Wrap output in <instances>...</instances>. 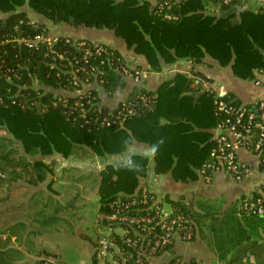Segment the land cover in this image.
<instances>
[{"label":"trees","instance_id":"trees-1","mask_svg":"<svg viewBox=\"0 0 264 264\" xmlns=\"http://www.w3.org/2000/svg\"><path fill=\"white\" fill-rule=\"evenodd\" d=\"M163 1L155 0L151 6L149 0H0V129L8 135L0 137L3 178L19 176L18 167L30 172L35 184L50 172L51 162L16 159L12 155L15 148L2 141L16 143L24 157L50 160L57 154L70 159L77 148L86 149L94 160L126 155L105 163L98 173V215L110 213L117 201L142 200L141 187L146 184L142 179L148 175L149 162L145 154L129 152L134 143L151 148L155 173L169 174L180 182L206 180L212 175L210 170L201 175L200 170L212 160V129L225 118L217 112L213 94L191 87L192 78L180 73L155 91L137 87L120 73L124 62L118 51L103 44L105 50L100 55L92 53L85 60L83 47L66 42L65 36L48 37L46 24L31 19L26 11L51 24L111 30L127 49L144 57L151 71L177 59L200 62L205 55L221 66L231 64L238 77L251 78L254 70L264 71L260 54L264 50V8L246 10L238 18L215 17L203 12L205 3L227 11L239 0L227 4L221 0H168L158 8ZM37 35L45 39L33 42ZM87 42L92 51L93 43ZM127 86L129 92L116 106L106 104ZM219 98L240 106L229 93ZM256 104L246 107L256 109ZM126 107L134 113H125L114 124L102 123ZM259 168L264 170V162ZM251 194L253 198L258 195ZM164 201L172 214L193 222V240L200 215L192 213L181 199ZM236 203L241 218L233 215V206L223 218L211 215L213 241L209 246L223 264H246L250 254L260 263L264 243L252 236L257 237V228L264 226V215L246 214L239 209V199ZM140 207L145 205L132 207L128 214ZM150 208L154 214V207ZM111 236L124 246V239L134 234L129 229L123 238L115 233ZM47 255L42 257H50ZM168 256L173 260L171 252ZM0 264L8 263L1 257ZM91 264H95L93 260Z\"/></svg>","mask_w":264,"mask_h":264},{"label":"crops","instance_id":"crops-1","mask_svg":"<svg viewBox=\"0 0 264 264\" xmlns=\"http://www.w3.org/2000/svg\"><path fill=\"white\" fill-rule=\"evenodd\" d=\"M149 1L151 6L155 4V0ZM261 8H264V0H239L227 11L222 10L219 5L205 3L203 12L215 17L235 15L238 18L246 10L256 12ZM26 11L31 19L46 24L48 37L65 36L85 39L94 44H105L124 57L132 58L143 71L141 87L146 90L155 91L163 81L171 79L177 73L186 76L189 73H198L217 95L229 93L240 106L254 107L258 100L264 99V71L262 70H254L251 78L238 77L233 73L231 64L221 66L216 59L205 55L200 62L177 59L163 65L159 71H151L144 57L127 49L123 40L116 37L111 30L51 24L31 11ZM260 54L264 60V50H260ZM128 92L127 86L125 91L107 100L106 104L116 106ZM212 132L214 137L215 127ZM129 152L145 154L148 157V168L153 170V152L150 147L142 143H134L129 147ZM237 153L239 159L250 169V173L239 180H234L222 171H218L206 180L197 178L180 182L173 180L169 174H159L153 170L156 176L155 187L162 204L166 203L165 199L173 201L181 199L192 213L200 215L194 239L176 240L168 251L172 256H180L198 264H223L224 261L213 251V246H209L212 244L211 240L213 241L209 227L211 215L218 219L223 218L233 206L236 208L233 215L241 218L236 203L239 197L259 189L264 190V170L259 168V162L247 150L238 149ZM15 170L19 173L20 168L17 167ZM147 179L152 180L154 177L152 178L149 173L142 181L146 183ZM32 181L31 176H9L0 179V258L2 257L8 264H36L43 255L54 254L51 252L54 249L58 251L57 245L51 244L59 243L50 239L52 236L50 233L56 234V231L59 232L60 229L55 227L56 225L51 226L49 218L50 214L55 216L61 214L66 207L65 201L60 202L66 199L65 195L58 191L57 194L54 192L60 187V181L55 183L56 180L47 177L35 184ZM42 234H50V236L47 235L43 240ZM257 234V237L252 236V238L258 243H264V226L257 228ZM226 257L229 259L230 255L227 254ZM256 259L250 254L246 264H264V260L259 263Z\"/></svg>","mask_w":264,"mask_h":264},{"label":"built area","instance_id":"built-area-1","mask_svg":"<svg viewBox=\"0 0 264 264\" xmlns=\"http://www.w3.org/2000/svg\"><path fill=\"white\" fill-rule=\"evenodd\" d=\"M230 0H221L227 4ZM168 0L160 2L158 8L166 4ZM168 19H176V16L164 14ZM51 38V37H50ZM45 39L42 36H35L33 42ZM66 42H71L76 48H84L83 58L86 60L90 54L100 55L105 49L103 44H94L93 50L88 47L86 40H76L70 37ZM111 48V47H110ZM113 49V48H111ZM109 58L113 56L112 50ZM121 55V54H120ZM123 65L120 73L127 81L141 87L143 71L135 60L121 55ZM192 78L191 87H198L202 91H207L214 95V105L217 112L223 113L225 118L215 127L213 137L215 147L211 150L212 160L207 163L200 174L204 175L206 170L211 174L222 171L234 180H239L250 173L249 166L238 157V149L251 152L257 162H264V99L258 100L256 109L246 106H231L226 104L212 87L197 75L189 73ZM133 114L131 107H126L115 114H110L102 120V123L109 125L118 122L124 115ZM125 156L109 157L104 160H94L103 166L105 163H114L124 159ZM64 159V158H63ZM66 159V158H65ZM70 160V159H69ZM70 165L71 162H68ZM74 167H81L76 164ZM154 179H147L146 184L141 187L142 200H130L128 202L117 201L113 203V209L108 214H98L96 218L99 231L106 233V236H98L97 244L93 252L92 260L95 264H198L185 260L180 256H174L171 260L168 251L176 240L190 241L193 222L184 215L165 213L163 204L158 197L156 190L155 174L149 167L148 174ZM4 174L0 171V178ZM258 194L253 198L252 194H245L239 198V209L246 214L264 215V190L256 191ZM150 195L146 198L145 195ZM149 202V205L147 203ZM161 203V204H160ZM139 204L145 208H137L128 214V210ZM154 207V214H150V207ZM144 210V211H143ZM143 213V214H142ZM101 222H105L103 226ZM133 232V237L124 239V246L117 244L111 234H118L123 238L129 231ZM127 249V250H126ZM38 264H61L59 260L50 257L40 258Z\"/></svg>","mask_w":264,"mask_h":264},{"label":"rangeland","instance_id":"rangeland-1","mask_svg":"<svg viewBox=\"0 0 264 264\" xmlns=\"http://www.w3.org/2000/svg\"><path fill=\"white\" fill-rule=\"evenodd\" d=\"M33 17V16H32ZM76 40H85L77 38ZM87 41V40H86ZM8 136L3 130L0 129V137ZM15 148L13 156L17 159L23 157L26 161H31L33 158H41L45 162H51L50 172L46 173V177L51 180H56L55 183L60 181V187L54 192L57 194L62 193L65 195L64 202L66 207L57 216L50 214V225H56L59 230L55 233H50L51 240H55L59 244L57 250L54 249V254L47 256H54L62 264H90L95 244H97L98 236H106V233L99 231L97 227V209L99 206V198L96 193L98 173L103 168L100 163L94 162V156L84 148H77L70 160L60 155H55L53 160L50 157H24L20 147L16 143L2 141ZM68 162H71L70 165ZM76 164L80 167H74ZM30 172L20 170L19 176H29ZM53 182V181H52ZM58 185V184H57ZM57 187V186H56ZM75 199V201H74ZM171 206L166 202L163 204V211L168 213ZM45 220V219H41ZM42 234L43 240L47 235ZM55 248V247H54ZM60 254V255H59ZM45 256V255H43Z\"/></svg>","mask_w":264,"mask_h":264}]
</instances>
